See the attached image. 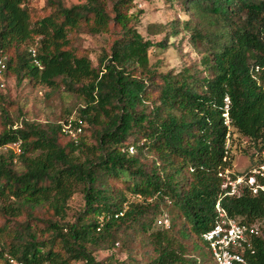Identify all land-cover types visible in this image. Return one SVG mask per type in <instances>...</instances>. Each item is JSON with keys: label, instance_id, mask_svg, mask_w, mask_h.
Here are the masks:
<instances>
[{"label": "trees", "instance_id": "obj_1", "mask_svg": "<svg viewBox=\"0 0 264 264\" xmlns=\"http://www.w3.org/2000/svg\"><path fill=\"white\" fill-rule=\"evenodd\" d=\"M71 1L0 0L4 76L75 98L77 114L29 120L0 93V149H22L0 152V264H217L203 234L218 202L228 217L264 222V189L230 195L220 175L239 152L226 146L231 130L258 156L233 176L264 184V0H171L181 17L148 26L166 34L158 41L138 30L137 0ZM117 29L98 64L78 44ZM182 30L201 70H160L152 56ZM77 191L85 209L68 221ZM166 215L169 227L158 224ZM245 256L264 264V225Z\"/></svg>", "mask_w": 264, "mask_h": 264}, {"label": "rangeland", "instance_id": "obj_2", "mask_svg": "<svg viewBox=\"0 0 264 264\" xmlns=\"http://www.w3.org/2000/svg\"><path fill=\"white\" fill-rule=\"evenodd\" d=\"M73 1L68 0L71 4ZM78 2L74 0V3ZM175 5V6H172ZM30 6L43 7L45 5V0H29ZM138 9L143 10V14L139 17L138 30L146 37L158 41L165 37V33L158 35L149 34L148 26L151 24L168 23L176 17H181L180 7L171 0H137L136 7L133 8L134 12ZM121 36V32L117 29L112 33H104L100 35H90L83 34L78 41V44L82 47L89 48L91 51V58L95 64H98L99 58L104 52L111 53V47L114 41ZM188 34L182 30V32L177 36L169 37L171 46L164 51H159L154 53L152 56V61H159V68L162 71H179L188 66H199V60L201 55L197 52L196 48L192 46L188 41ZM32 46V49H35ZM195 68H192L194 70ZM87 83V81H86ZM45 86H31L27 81L21 84L17 81L15 77H6L4 74L0 75V93L4 94L9 101H16L19 105L24 106L26 112V118L33 121H38L41 123H47L48 121H54L67 116L66 109L72 110L71 118L76 117V112L72 109L73 104L76 99L73 97H67L62 95H55L53 97H46ZM68 105L70 107H68ZM1 112V111H0ZM1 122V120H0ZM1 124V123H0ZM1 130V126H0ZM231 146L233 150H238V154L235 157L234 167L232 170L234 173H247V171L252 167L253 163L258 159V156L254 158V150L250 149L248 153L243 152L240 146V141L244 144L248 143L247 138H239L238 134H232ZM10 148H1L0 152H7ZM239 171V172H238ZM1 204V201H0ZM85 209V198L81 191H77L72 198L69 200L68 206V221H74L76 216ZM169 212V211H168ZM170 213V212H169ZM170 219V218H169ZM171 221V219H170ZM262 226L264 222L258 221ZM115 250L116 255L121 260L129 261L127 254L123 252L122 246H119ZM138 251L141 248L138 247ZM111 253L109 250L98 251V259H103ZM82 264V263H75ZM145 264V263H141Z\"/></svg>", "mask_w": 264, "mask_h": 264}, {"label": "built area", "instance_id": "obj_3", "mask_svg": "<svg viewBox=\"0 0 264 264\" xmlns=\"http://www.w3.org/2000/svg\"><path fill=\"white\" fill-rule=\"evenodd\" d=\"M33 52H36V49H33ZM5 68L6 57L1 56L0 75L3 74ZM225 116L228 117V114H225ZM226 122L228 125L230 124L228 119ZM229 129H231L230 126ZM73 136L77 138L76 133H73ZM231 136L230 130L226 142L228 149L232 147ZM4 148H12L16 153H21L22 151L19 143H13ZM255 173L264 177V165L255 170ZM233 174L235 173L231 168H227L220 173L224 179L222 187L227 190V194H240L244 184L249 185L255 193L259 189H264V184L257 180L255 174L250 175L248 178L246 175H236L234 177ZM217 210L219 216L215 227L203 234V238L210 245L215 262L217 264H248L245 252L248 249H252L253 238L262 235L261 224L259 222L252 224L242 223L236 218L228 217L220 202L217 204ZM158 224L169 227L171 221L166 215L158 220Z\"/></svg>", "mask_w": 264, "mask_h": 264}]
</instances>
